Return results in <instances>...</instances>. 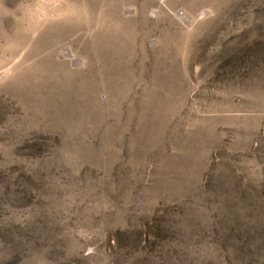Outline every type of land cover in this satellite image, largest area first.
Returning a JSON list of instances; mask_svg holds the SVG:
<instances>
[{
  "label": "rangeland",
  "instance_id": "374dc122",
  "mask_svg": "<svg viewBox=\"0 0 264 264\" xmlns=\"http://www.w3.org/2000/svg\"><path fill=\"white\" fill-rule=\"evenodd\" d=\"M0 264H264V0H0Z\"/></svg>",
  "mask_w": 264,
  "mask_h": 264
}]
</instances>
